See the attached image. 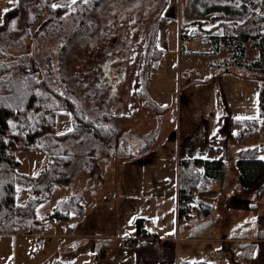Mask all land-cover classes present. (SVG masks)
Wrapping results in <instances>:
<instances>
[{
	"label": "rangeland",
	"instance_id": "374dc122",
	"mask_svg": "<svg viewBox=\"0 0 264 264\" xmlns=\"http://www.w3.org/2000/svg\"><path fill=\"white\" fill-rule=\"evenodd\" d=\"M186 2L181 1L182 20L184 7H190V2L188 6ZM200 3L196 0L197 5ZM14 4L15 0H0V20ZM55 4L69 6L72 2L58 0ZM24 11L20 18L26 17ZM179 11L180 2L165 5V0H103L90 12L93 30L81 38H71L69 44L66 35L71 24L65 18L54 21L43 40L31 36L44 19L54 15L45 13L31 26L30 36H25L29 50L24 52L29 53L30 62L38 63L35 66L40 69L39 76L43 74L51 85H60L58 59L62 56L65 82L74 88L84 108L91 115H110L117 138L125 140L130 150L136 152L141 144L146 149L143 147L141 155L133 158L99 155L93 171H79L70 183L51 190L34 208L35 216L43 221L42 227L0 235V264H50L53 257L62 262L66 252L60 249L61 233L68 221L49 215L61 199L71 194L89 195L88 214L97 222L93 225L89 219L83 221L84 229L127 233L135 228V219L145 217L153 207L160 213L162 223L175 214L176 158L220 156L225 159L228 178H237L232 168L237 148L257 146L264 158V116H260L258 108V90L263 79L260 73L222 64L224 51L206 55L170 51L155 68L148 70L147 54L156 29L158 40L165 36L166 49L171 48L170 42L175 46L180 22L182 27ZM191 18L206 21L205 27L226 19L216 13ZM62 25L66 34L57 32ZM198 29L195 27L189 37L194 34L199 40L191 39L187 45H206ZM257 53L247 45L245 59L253 60ZM9 59L24 61L19 54ZM46 59L50 60L51 69H47ZM246 120L255 121L257 127L239 141L232 124ZM71 127V112L56 110L55 133L68 132ZM146 138L152 140L147 143L143 140ZM11 151L19 162L15 174L36 176L47 163L40 149ZM31 195L32 188L16 185L17 204H24ZM229 198V209L236 200L246 210L253 209L252 199L242 200L233 194ZM260 208L264 210V197ZM37 232L41 233L39 241L35 237ZM77 232L76 223L73 233ZM60 260L58 264H62Z\"/></svg>",
	"mask_w": 264,
	"mask_h": 264
},
{
	"label": "trees",
	"instance_id": "16d2710c",
	"mask_svg": "<svg viewBox=\"0 0 264 264\" xmlns=\"http://www.w3.org/2000/svg\"><path fill=\"white\" fill-rule=\"evenodd\" d=\"M52 1L16 0L0 20V234L42 227L43 221L34 213L35 205L54 188L70 183L77 172L93 171L99 155L133 158L140 155L146 146L138 145L136 152L130 150L125 140L117 138V129L110 122V115H91L84 108L74 88L65 82L62 56L58 59L62 80L60 85H51L43 74L40 77V69L36 70L38 63L28 60L29 53L24 52L29 50L25 36H30L31 26L43 14H52L54 17L44 19L31 37L43 40L54 21L61 22L65 18V22L71 24V31L67 32L65 25H62L57 32H67L69 38L66 43L69 44L72 39L81 38L93 30L94 20L90 12L96 10L103 0H77L75 4L55 9ZM200 1L197 5L196 0H187L190 7H184L182 26L196 24L201 36L211 45L213 54L224 48L228 56L222 60V64H235L263 76L258 90V108L260 116H264V0ZM167 3L168 0H165V5ZM23 9L26 17L20 18ZM211 13H219L226 19L205 27L200 18H191ZM156 33L157 29L147 54L148 70L155 68L164 54V49L156 44ZM180 36L182 38L185 35ZM247 45L258 52L253 60L245 59ZM180 49H183V43H180ZM16 54L24 58V61L9 59ZM49 61L46 59L47 69H51ZM58 109L71 112V131L55 133V113ZM232 127L236 139L242 141L257 126L255 121L246 120L234 121ZM143 140L149 143L152 138ZM16 148L42 150L47 158L45 167L36 176L15 174L19 162L11 150ZM236 164L242 186L250 187L262 179L263 182L257 188H264V158L259 156L257 146L239 148ZM177 166V217L183 220L194 212L192 188L200 178L206 177L205 172L200 173L199 167L204 166L205 170L210 168L214 176H220L221 160L184 157L178 160ZM18 184L33 190V195L24 204L16 203ZM81 201L80 194H71L61 199L49 215L50 218L66 219L70 212L81 214L84 210ZM145 220L141 217L135 219L136 236L147 235L143 228ZM258 235H264V232L259 231ZM234 244L238 248L237 256L248 261L255 242L236 241ZM177 264L210 263L179 260Z\"/></svg>",
	"mask_w": 264,
	"mask_h": 264
},
{
	"label": "crops",
	"instance_id": "0c3cea01",
	"mask_svg": "<svg viewBox=\"0 0 264 264\" xmlns=\"http://www.w3.org/2000/svg\"><path fill=\"white\" fill-rule=\"evenodd\" d=\"M57 1L53 0V4ZM181 1L168 0L167 3L180 2L179 21L182 19ZM196 26V24H189L181 27L180 22L176 34V44L174 46L170 42L171 48L168 49L165 46V36L162 37V40H158L157 37V46L164 49L162 57H167L166 55L170 51L177 54L180 52H192L196 55L199 53L213 54L211 45L208 42L198 48L187 45V42H190L191 39L194 41L199 40L198 36H194V34L189 37L191 32H195ZM204 26H206V21H204ZM180 34L187 35L181 38ZM181 42L183 43L182 50L180 49ZM220 51L225 52L223 59L228 56L224 48H221L218 53ZM239 148L236 149V158L232 164L237 178L225 176L226 162L224 158L220 156L201 157L204 159H220L221 174L220 176H214L210 168L205 170L204 166L199 167L200 173L205 172L206 177L200 178L197 185L192 188L191 202L195 207L194 212L183 220H178L177 217V163L180 158H176V182L173 186L176 197L175 214L173 213L167 222L163 221V223L160 213L155 210V207L145 217L139 216L152 222V225L148 228H146V224H143V228L147 232V235L144 236H136L135 228L128 230L127 233L95 232L87 227L84 229L82 227L83 221L86 222L89 219V222L91 220L93 225L97 221H94V217L88 214L90 205L86 204V197L89 195H86V193L80 194L84 210L81 214L70 212L66 219L68 223L61 233L63 245L60 249L66 252L64 253L66 258L61 262L60 259L53 257L50 264H58L59 260L62 264H177L179 260H202L210 264H264V235H258L259 231L264 232V210L260 208L261 199L264 197V188L262 190L257 188L263 180H258L256 184L250 187L241 185L239 169L236 164ZM231 194L235 197L241 196L242 200L252 199L253 205L250 208L253 209L246 210L242 202L238 200L234 201L232 208H227ZM89 201L91 203V198H89ZM255 204L258 205L257 209H255ZM76 223L78 232L73 233ZM1 234L7 235L9 233ZM35 237L39 241L41 233H35ZM236 241L255 242L254 251L248 261L237 256L238 248L234 244Z\"/></svg>",
	"mask_w": 264,
	"mask_h": 264
},
{
	"label": "snow or ice",
	"instance_id": "6c2138e0",
	"mask_svg": "<svg viewBox=\"0 0 264 264\" xmlns=\"http://www.w3.org/2000/svg\"><path fill=\"white\" fill-rule=\"evenodd\" d=\"M72 4H75L77 2V0H71ZM85 2H87V0H85ZM52 7L55 9L57 7H59V5L53 4ZM237 119H240L239 117ZM69 131H71V129H69ZM131 223V221H130Z\"/></svg>",
	"mask_w": 264,
	"mask_h": 264
},
{
	"label": "built area",
	"instance_id": "2783aa9c",
	"mask_svg": "<svg viewBox=\"0 0 264 264\" xmlns=\"http://www.w3.org/2000/svg\"><path fill=\"white\" fill-rule=\"evenodd\" d=\"M144 224H146V225H151L152 222H151L149 219H146V220L144 221Z\"/></svg>",
	"mask_w": 264,
	"mask_h": 264
},
{
	"label": "water",
	"instance_id": "95a60500",
	"mask_svg": "<svg viewBox=\"0 0 264 264\" xmlns=\"http://www.w3.org/2000/svg\"><path fill=\"white\" fill-rule=\"evenodd\" d=\"M35 64V63H34Z\"/></svg>",
	"mask_w": 264,
	"mask_h": 264
}]
</instances>
